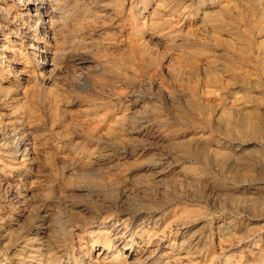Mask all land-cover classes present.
<instances>
[{"label":"rangeland","instance_id":"obj_1","mask_svg":"<svg viewBox=\"0 0 264 264\" xmlns=\"http://www.w3.org/2000/svg\"><path fill=\"white\" fill-rule=\"evenodd\" d=\"M95 1L78 0L80 13L93 16L99 6V1ZM132 2V14L138 15L141 2ZM180 4L181 7H172L176 12L172 27L183 33H201L203 38V0H182ZM34 9L31 6L32 17H25V26L21 27L39 33ZM158 13L160 19L165 18L163 10ZM11 16L14 20L15 15ZM145 16L144 13L140 18ZM126 26L119 38L130 31L133 22ZM158 34L144 39H150L146 40L148 47L153 44L150 48L161 62L160 71L150 67L148 60L138 70L140 79H150L149 89H136L130 80H115L107 68L111 58L94 55L91 59L96 66L100 60L105 61L100 65H107L88 75L90 95L74 90L69 76L65 78L61 111L78 119L72 120L79 128L76 136L53 132L42 109L32 117L35 120L16 124L29 139L30 150L19 169L5 171L3 179L7 185L0 187V264H14L15 255L31 248L34 253L40 243L42 248L47 247L51 264H144L148 259L151 264H264V54L255 58L257 67L245 78L246 83L243 80L234 91L233 96L240 98L237 106L227 108L234 118L247 113L242 116L244 126L230 124L226 128L213 121L204 124L203 63L197 67L180 63L178 48L166 55ZM95 43L100 45L102 41L97 38ZM202 44L199 46L203 47ZM27 52L29 57L39 54ZM175 62L181 69L188 68L182 72ZM3 64L0 61L4 68L7 63ZM94 76L102 77L103 83L97 80L102 85L95 83ZM27 87L36 90L33 83ZM35 92L40 96L44 93L42 88ZM233 96L228 95L224 101L229 102ZM126 113L128 117H124ZM104 114H114L117 120L102 122L99 116ZM248 199L251 202L245 208L235 207ZM195 232L199 234L195 251L179 258L176 247L180 238ZM114 238L121 239L120 247ZM23 245L25 248H21ZM99 254L103 256L100 258Z\"/></svg>","mask_w":264,"mask_h":264},{"label":"bare ground","instance_id":"obj_2","mask_svg":"<svg viewBox=\"0 0 264 264\" xmlns=\"http://www.w3.org/2000/svg\"><path fill=\"white\" fill-rule=\"evenodd\" d=\"M77 1L76 0H0V37H2L0 38V61H1V64L7 63V65L4 68L0 66V187L7 185L5 180L3 179L5 171H9V170L16 171L17 169H19L20 166L24 163V161L26 162V160L24 159H25L26 154H28L30 150V144L28 142L29 139L28 140H26L27 138L25 139L26 136L24 135L22 131H20V129L16 126V124H19L18 126H20L21 123L23 124L24 122L25 124L29 123L30 119H34L32 117L35 116L36 112L39 111V109H42L43 111H45L47 115L46 120L49 125L48 127H50V129L53 132H56L58 134H69V135L75 134L76 136L78 132L77 130H79V128L77 129L74 126L73 121H72L74 120V118L73 119L71 118L72 116H75V115H72L70 117L69 115H67L69 113L65 114L64 112L61 111L62 101L60 99L63 100V93L65 92L64 89L66 90V88H64L66 77L69 76L68 78L71 79L70 85L72 88H74V90L80 92V94L82 93L88 96L90 95L88 94L90 90L89 89L90 84L87 80L88 75L90 74V72H97L99 71V69H103V70L105 69V66L107 65V63L105 66L100 65L102 62L100 60L101 58H105V59L111 58V61H110L111 63L110 64L108 63L109 65L107 68H109L110 73L113 75L115 80L117 81L118 80L119 81L120 80H130L132 84L135 85L136 89H142L146 86L149 89V87L152 85L150 79L147 77V75H146L147 78L144 76L146 79L144 80L140 79L138 75V72H139L138 70L142 67V65H145L146 60H148L150 62L149 63L150 67H153L155 70L159 69L160 71L161 62H158L157 58L153 56L154 54L152 51L153 48L152 49L150 48L152 47L151 45L153 44L149 45L148 47L147 45L148 42H146V40L149 38L145 40L144 37L146 36L151 37L152 35L154 36L159 33L158 36H162L159 39L161 42L159 45H161L166 55H169L172 53L171 49L178 48L180 63L185 62V64L188 63L195 67H197L201 62L203 63V67H201L203 70V84H202L203 85V91H202L203 99L201 102L203 105V123L204 124H209L211 121H213L216 124L224 126L226 128L229 127L230 124H238V125L244 126V123L246 121L244 120V118H242V116H244L247 113L243 112L245 113L244 115H242L241 117H239V115H236V117L234 118V117H231V114L228 112L230 109H234L240 100L239 97L233 96L234 91L241 86L242 81L243 80L245 81V78L248 75H250V73L252 72V69L255 68L256 66L255 58L256 57L258 58L261 54L262 55L264 54V0H203V33H202L203 38L200 35L201 33L199 35L196 33L197 34L196 35L195 33L190 32L191 30H189L186 33H183V32H180L181 30L179 28L177 29H179L180 31L179 30L176 31L177 29L175 30V28L172 27L174 20H176L175 19L176 12L172 11L173 10L172 7L174 6L181 7V4L179 5V2H181L182 0L181 1L180 0H140L141 3H140V10L137 13L138 15L132 14V7L134 8V5H132L134 4L132 2L133 0H97L99 1L98 10L97 12H94V14L92 12L93 16L91 17H88V15L86 17L85 14L83 15L80 13V9L82 7L80 8V4H78ZM97 1H95V3H98ZM187 1H190V0H183L184 3ZM33 5L35 6V9L33 10L35 13L34 17L37 18L36 25L40 26L39 33H37V31L33 33L34 30L31 31L29 28H25L24 27L25 24H23V19L25 17L27 18L32 17L30 13V8ZM165 6L168 7V10H165ZM161 10H163L164 12L162 14H165L164 19H160V15H158L159 14L158 12H160ZM144 13L146 14V16L143 18H140L141 15ZM12 14L15 15L13 17L14 20H12V16H11ZM15 17H17L16 22H15ZM9 20L10 21L12 20V22H9ZM131 22H133V26L131 27L130 31H128L124 37L119 38V34L123 33L124 30H127L126 25H128ZM22 25L24 26L21 27ZM162 28H164V31L162 30ZM142 33H143V36L141 35ZM17 38L18 40H16ZM97 38L101 39L102 41L100 45L95 43V40ZM201 43H203L202 44L203 47L199 46V44ZM27 50H33L34 52L39 53V54L38 55L30 54L31 57H29L28 55L30 51L28 53ZM160 51L161 49L159 50V52ZM175 54H176V51H175ZM91 55L100 57L99 65L97 66L95 65L94 61L91 59ZM33 57L34 58L38 57V59H34ZM154 57L156 59H154ZM168 57H171V56H168ZM169 59L170 58H168V60ZM174 59L176 60V58ZM175 66L179 67L177 63L175 64ZM184 66L185 65L183 64L182 67ZM163 67L165 68V66ZM184 68H188V67H184ZM179 69L181 68L179 67L178 70ZM182 69L181 71L183 72ZM189 69H190V66H189ZM171 70H173V68H171ZM178 70H176L175 73ZM181 71L178 72V74H180ZM144 73L146 74V71ZM45 74L48 75V77H46ZM98 79L100 81L102 77L95 78L96 81ZM108 79L110 78H107V80ZM107 80H105L106 85L108 82ZM31 83L34 84V87L36 90H39L42 88V90L44 91L43 95L41 96L37 95V92H35L36 90H31V88L28 89L27 86ZM95 83L102 85V83L101 82L99 83L98 81ZM98 84L97 86L99 87ZM67 86L69 87V85H66V87ZM108 86L110 89H114L113 85H108ZM103 87H105V85H103ZM242 88H243V85H242ZM101 91L102 89H100V93L102 94ZM135 94H138V93L136 92ZM91 95H93V93ZM228 95H231L233 97H231V100L229 102H225L224 100L226 98L228 99ZM191 97H192V100L194 101L193 99L194 96H191ZM198 99L199 98H197V100ZM70 101L71 100H69L68 102ZM74 101L76 102V100ZM95 102H97V100ZM65 105H66V102H65ZM228 107L230 109L227 111ZM65 108H67V106ZM89 108L91 109V107ZM193 108L191 110H193ZM85 109L82 108V110H85ZM125 109H127V107ZM69 110L71 109H68V111ZM97 111H99V109ZM100 111L102 112V110ZM89 113H92V112H89ZM93 115H97V114H93ZM92 117L90 118L93 119ZM124 117H128V115ZM84 118L83 120H85ZM99 118L101 119L102 122L107 121V123L109 120L111 121L117 120V118H114V114L111 117L104 114V115L99 116ZM75 120L77 121L78 119H75ZM38 122H39L38 123V126H39L41 121H38ZM35 124L36 123H34V125ZM29 126L27 124V128ZM248 127L249 126H247V128ZM99 136L102 137L101 135ZM67 138H70V137H67ZM98 141H100V139ZM76 148H74V150ZM212 148L215 149V147H212ZM21 183L22 182H20V184ZM13 187L15 188V186ZM250 202L251 200L238 203L235 205V207L240 208L241 206V208L243 207L245 208L244 205H247ZM112 236L114 237L115 233H113ZM114 239H115L114 241L116 245L120 247L122 245L121 239H117V238H114ZM179 242H180L179 246L176 247V253L178 257L180 258V256L182 255H186L187 253H190L191 251H195L194 247L199 242V234L195 232V233L188 234L187 236H182ZM42 246L43 244L41 243L38 244V247L36 248V252L34 253L33 251H35V249L31 248V249H28L24 253L15 255L14 261H13L14 264H51L50 257H49L50 253L47 247L42 248ZM21 248H25V245H23V247ZM101 255L102 254H99L98 256L101 258L103 256ZM144 264H151V259L146 260ZM152 264H155V263H152ZM157 264H160V263H157ZM164 264H167V262H165Z\"/></svg>","mask_w":264,"mask_h":264}]
</instances>
